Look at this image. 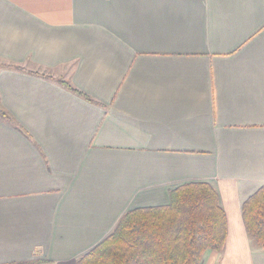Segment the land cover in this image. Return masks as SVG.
I'll use <instances>...</instances> for the list:
<instances>
[{"label": "crops", "instance_id": "0c3cea01", "mask_svg": "<svg viewBox=\"0 0 264 264\" xmlns=\"http://www.w3.org/2000/svg\"><path fill=\"white\" fill-rule=\"evenodd\" d=\"M200 182L227 220L201 264H264V0H0V264H76Z\"/></svg>", "mask_w": 264, "mask_h": 264}, {"label": "trees", "instance_id": "16d2710c", "mask_svg": "<svg viewBox=\"0 0 264 264\" xmlns=\"http://www.w3.org/2000/svg\"><path fill=\"white\" fill-rule=\"evenodd\" d=\"M207 183H188L170 192L166 206L124 214L111 234L76 264H201L206 251L221 253L226 215ZM244 229L264 248V184L241 206Z\"/></svg>", "mask_w": 264, "mask_h": 264}]
</instances>
